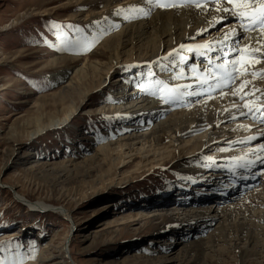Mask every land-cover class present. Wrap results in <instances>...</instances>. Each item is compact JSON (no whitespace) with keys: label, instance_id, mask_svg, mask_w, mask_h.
<instances>
[{"label":"rangeland","instance_id":"obj_1","mask_svg":"<svg viewBox=\"0 0 264 264\" xmlns=\"http://www.w3.org/2000/svg\"><path fill=\"white\" fill-rule=\"evenodd\" d=\"M68 1L0 0V261L3 264H164L149 262L145 257L158 256L154 250L159 243L172 242L179 247L178 241L184 238L179 233L181 229L173 231L175 236H166L167 231L161 236L157 228L167 219L154 220L149 216L127 218L113 226L107 222L144 210L166 212L174 208L181 212L184 208L192 209L193 205H186L188 201L209 197L200 193L203 189L188 195H171L173 191H165L164 188L175 187L180 182L183 185L179 190L190 186L180 172L183 157L174 151L157 156L149 153L152 157L146 161L144 155L137 154L124 163L114 156L108 166H103L95 150L99 143L131 132L119 133L118 129L122 130L124 125L148 130L154 124L145 123L146 117L123 123L118 112L125 109L111 110L106 106L117 105L118 98L124 94L132 96L136 91L130 80L121 78L120 71L111 74V81L117 84L106 83L99 90L92 89L83 102L79 100L69 122L66 120L62 125L49 120L54 116L64 117L56 92L70 79L78 78L74 71L82 67L87 57L93 60V51L101 43L93 37L91 14L87 16L90 5ZM231 20L234 18L221 20L201 36L218 31L224 22ZM244 38L245 35L240 41ZM57 56L79 60L54 63ZM128 63L134 62L122 65ZM134 67L146 68L145 73L149 70L147 65ZM58 73H63V79H55ZM168 74L162 77L166 79ZM228 89L232 87L225 90ZM174 110L177 109L164 111V116ZM39 117L44 124L38 130L34 124ZM250 136L233 147L248 146ZM251 141L256 143L259 138ZM227 145L218 146L226 149ZM85 157L87 161L82 165ZM68 159L74 163L63 165ZM123 164L127 165L123 167ZM255 174L257 179L250 185L255 184L246 192L264 187V163ZM171 180H177V184L170 185ZM212 189L207 191L216 188ZM38 201L48 206L37 207ZM157 201L165 205L152 207ZM59 251L65 255L64 259L58 256ZM262 263L264 259L258 264Z\"/></svg>","mask_w":264,"mask_h":264},{"label":"bare ground","instance_id":"obj_2","mask_svg":"<svg viewBox=\"0 0 264 264\" xmlns=\"http://www.w3.org/2000/svg\"><path fill=\"white\" fill-rule=\"evenodd\" d=\"M75 1H78V4L83 3L82 5H84L85 2L90 5L91 11L87 16L91 14L89 19L92 21L90 26L93 27V37L101 43L93 51V60L87 57L82 63V67L80 66L74 71V75L78 78L70 79L56 92L60 96L59 101L62 106V114L65 113L64 117L55 119L57 116H54L49 120H54L53 124L62 122L60 124L64 125V121L69 122V117L78 108V101L83 102L92 93V89L94 91L107 86V84H117V82L111 81L112 73L120 71L123 80L128 81L132 78L134 81L140 82L143 75L134 73L138 70L134 66L135 64L137 67L147 65L150 69V76L153 78L150 83L159 84L161 89L152 87L143 93H139L135 89L132 96L125 97L124 94L118 98L117 105L107 104L106 106L110 109H125L118 112L123 123L146 117L145 123L153 122L154 124L151 128L149 126L148 130L123 124V129H118V132H129L130 130L131 132L119 135L113 141L99 143L95 150L101 156L100 161L103 162V166H108L114 156L119 157L120 163H124L127 158L128 160L132 159L133 155L137 154L144 155V161H146L152 155L169 154L174 151L179 154V157H183L182 162L179 163L183 167L180 171L181 176L191 186L192 184L196 185L192 191L195 194L200 191L199 186L203 191L210 190L215 186L214 183L218 178L224 176H228V180L239 185L237 191L227 188L221 192L206 194L209 197H206V200L200 197L188 201L186 205H193L192 209L184 208L181 212L174 208H170L166 212L144 210L145 212L137 213V215L129 214L113 218L107 224L113 226L120 224L118 221L127 218L135 220L149 216L154 220L167 219L166 223H161L157 228L156 232L161 236L166 231L168 232L166 236L170 234L175 236L173 231L181 229L179 233L184 238L181 242L178 241L179 247H176L177 243H159V249L157 245V250L154 248V251H157L155 253H159V255L145 257L150 260L149 262L155 261L164 264L261 263V260L264 259V187L246 191L255 184L250 185L257 179L255 172L261 165L258 161L260 158H264V122H261V119L253 118L252 115H242L241 113L248 111L243 107L246 101L257 107L264 106V57H258L259 62L250 64L247 71L238 75L232 84L219 87L210 93L207 86L201 89L197 87L196 82L206 79L204 69L215 74L209 60L215 61V58L219 56L217 51L209 52V50L201 48L199 52L202 53L200 55L202 65L189 60L184 63L180 71L175 69L164 71L165 74L170 73L168 78L174 77L175 80H172L179 82L174 85L179 87L180 93H203L201 95L169 94L171 85L164 86L167 84L168 78L164 79L155 71L162 68L165 58H168L166 63H172L175 60L172 58L173 50L182 53L179 60L185 59L187 54H190L187 51H190L192 47L181 49L179 47L181 44L186 46L210 44L214 49L216 47L214 41L222 40L224 33L231 29L236 30L237 39L245 35L246 38L241 41V38L239 39L241 46L246 45L264 51V29L249 28L245 33L241 31L242 22L234 19L224 22L218 31H211L207 36L202 37L201 35L206 32L201 31L202 29H210L212 27L210 25L217 24L215 21L225 15L222 11H218L216 5L210 3L209 0H203L200 7H197L193 0H152L151 3L148 0ZM220 3L222 6H227L225 0H220ZM161 4L165 7H161ZM91 6H93V11ZM100 6L102 8L97 10ZM120 9H124V11L118 13ZM125 14L127 15L124 16ZM199 52L196 56H199ZM68 59L79 60L78 58ZM68 59L65 56H57L54 58V63H61ZM132 61L134 63L122 65L124 62ZM193 64L197 66V70H193ZM62 75L63 73L56 74L55 79H63ZM241 81H247V84L241 87ZM209 82L211 83V81ZM185 85H191V88L185 89ZM229 87L232 89L225 90ZM221 92L223 95L220 94ZM134 95L141 97L133 98ZM207 95L210 96L206 97ZM76 99L78 100L76 101ZM163 102H165L164 105ZM183 106H187V108H181ZM170 109L177 110L164 116ZM43 124L44 120L41 117L36 118L34 124L36 129L39 130ZM260 127H262L261 130ZM192 133L195 136L192 137ZM248 135L254 138L258 137L259 141L254 143L250 139L247 140L249 145L246 147H233V144L239 143V140ZM220 144L229 145L223 150L219 148ZM207 150H212V152L207 153ZM86 161L87 157L84 158L82 165ZM203 161L209 164L208 169L206 164L202 163ZM249 161L253 163H249ZM73 163L72 159H68L63 162V165ZM126 165L123 164V167ZM238 172H243L242 174L245 176ZM176 181L171 180L170 185L175 186ZM206 183L209 186H206ZM262 184L264 185V178H262ZM179 186L180 184L164 189L167 193L173 191L171 195L178 193L188 195L190 193L187 188L179 190ZM205 203L209 205L205 206ZM164 205L165 202L157 201V204H153L152 207ZM36 206L47 207L48 205L43 201H38ZM64 213L68 215V212ZM135 216L136 218H133ZM174 236L173 238H175ZM58 256L61 259L65 258L61 251Z\"/></svg>","mask_w":264,"mask_h":264},{"label":"snow or ice","instance_id":"obj_3","mask_svg":"<svg viewBox=\"0 0 264 264\" xmlns=\"http://www.w3.org/2000/svg\"><path fill=\"white\" fill-rule=\"evenodd\" d=\"M148 2L151 3L152 0H148ZM193 2L197 7H200L203 0H193ZM209 2L215 4L217 10L222 11L225 14L220 16L215 23H220L221 20L231 16L232 18L242 22V32L246 33L249 28L253 30L257 28L264 29V0H225L227 5L226 7L221 5L220 0H209ZM160 6L165 7L163 4ZM120 11H124V9L118 10V13ZM140 11H143V9H140ZM201 31H207V29H202ZM237 35L238 34L235 29H231L229 32L224 33L222 40L214 41L216 45L214 49L210 44L195 46L197 49L204 48L206 50L219 52V56L216 57V61H222V63H218L216 61L209 60V64L213 65V71L215 74L209 73L208 69H204L206 79L198 80L196 82L197 87L203 89L207 86L208 92L210 93L219 87L230 85L235 81L238 75L247 71L250 64L258 63V57H264V51H261L259 48H250L246 45L241 46L239 39L236 38ZM179 47L183 49L185 47L193 46L181 44ZM192 67L193 70H197V66L195 64H193ZM209 81H211V83ZM246 84L247 81H241V87ZM184 87L185 89H190L191 85H185ZM169 94L183 96L185 94L201 95L203 93H180L178 87L173 85L169 89ZM220 94L223 95V92ZM243 107L248 109V111L241 113L242 115H252L253 118L261 119V122H264V106L257 107L256 105L250 104L246 101ZM249 139H254V137H250ZM258 162L264 163V158H260ZM249 163L253 162L249 161ZM0 264H3V262L0 261Z\"/></svg>","mask_w":264,"mask_h":264},{"label":"water","instance_id":"obj_4","mask_svg":"<svg viewBox=\"0 0 264 264\" xmlns=\"http://www.w3.org/2000/svg\"><path fill=\"white\" fill-rule=\"evenodd\" d=\"M16 195V194H15Z\"/></svg>","mask_w":264,"mask_h":264}]
</instances>
